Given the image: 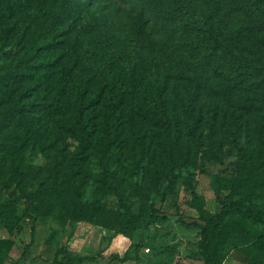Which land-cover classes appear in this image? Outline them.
<instances>
[{
	"label": "rangeland",
	"instance_id": "374dc122",
	"mask_svg": "<svg viewBox=\"0 0 264 264\" xmlns=\"http://www.w3.org/2000/svg\"><path fill=\"white\" fill-rule=\"evenodd\" d=\"M39 1L42 10L26 31L33 53L0 58L7 69L18 58L37 63L28 76L0 85V238L12 240L0 264H203L201 237L225 197L264 206V7L255 14L252 0H81L90 18L72 44L71 32L45 40L48 12L60 0ZM178 8L209 16L239 72L226 60L212 69L195 52L176 27ZM29 19L20 13L16 25ZM106 30L117 31L118 45L126 46L121 63L107 75L77 63L58 109L25 106L49 97L58 67ZM43 41L49 44L34 51ZM177 68L201 76L192 113L183 108L187 81L171 74ZM163 77L165 129L152 122L141 97L150 98ZM82 86L79 123L90 144L71 161L77 140L59 124H76L74 94ZM11 105L15 113L2 123ZM75 193L81 202L132 213L128 237L72 216L65 206ZM258 233L264 240V223L228 214L211 238L215 264H264V253L249 246ZM125 249L135 257L118 261Z\"/></svg>",
	"mask_w": 264,
	"mask_h": 264
},
{
	"label": "trees",
	"instance_id": "16d2710c",
	"mask_svg": "<svg viewBox=\"0 0 264 264\" xmlns=\"http://www.w3.org/2000/svg\"><path fill=\"white\" fill-rule=\"evenodd\" d=\"M80 1L81 0H60L57 11L48 12L49 19L47 26L49 32L47 33L45 40L53 38V34H63L66 36L65 33L71 32V35L68 38H70L69 40L72 44L75 42L74 40L78 38L80 32L84 29L85 24L90 18L86 7L83 5L80 6ZM42 2L44 1L38 0L37 2H33L32 0H0V14L3 17L2 25L0 26V58H10L15 55L17 56L23 54L25 56L28 52L29 54L33 53L30 51L31 45L28 40V36L26 35V31L32 24L37 14L40 12ZM248 7L250 11L256 14L258 11H261L262 7H264V0H252ZM175 10L174 16L177 21V29L180 32H185V34L190 38L191 46L195 48V52L210 61L212 63V69L216 67L215 64H217L220 60H226V62L230 63L229 66H232L233 71H240V65L237 64L233 66L235 61V59H233V54L228 49L220 31L213 24L208 15L185 12L180 8ZM20 13H27L30 16L26 25L22 27L16 25ZM6 40L9 41L5 44ZM47 42L48 41H43L41 45H36L34 47V51H38L45 45H48L49 42ZM120 42V34L117 31L110 30L99 33L91 40L82 41L79 44L78 54L76 57L70 59L67 64H62L58 67L56 87L51 92L50 96L46 99L42 98L38 101L31 98L24 103L25 106H29L33 109H58L62 96L72 83V71L77 66V63H81L84 68H87V66H90L91 68L94 67V70L91 71L90 74H98L96 70H101L107 75V73L114 68L115 65L121 63L124 59L126 46L122 43L118 45ZM96 52L100 53L99 58L96 61L91 62V60L88 59V56ZM36 65L37 63L34 61H26V59L23 60L18 58L8 69L0 66V85L5 84L8 77L15 75L28 76L32 73V70L36 67ZM91 68H88L87 70H92ZM168 74L166 72L164 73V76L166 77ZM171 74L178 79L187 81L188 84L186 86L183 108L184 110H188L192 113L196 90L200 86L201 82L200 74L187 72L181 68L175 69V71ZM105 80L97 86V93L103 84L106 83ZM164 83L165 80L163 77L160 81L153 85L150 98L146 97L144 94L141 95L143 102L153 113L152 122L160 125L163 129H165V124L167 123ZM134 90L136 93L141 91L138 89ZM84 95L85 86L78 88L74 94L75 104L73 107V117L76 124H59V127H62L68 134H70V136L77 140L75 154H72L70 157L71 161L75 159L78 153H81L82 150L88 148L90 144L89 132L82 129V126L79 123L82 118V108L85 104ZM87 98H89L91 102H95L96 100V97L92 94H89ZM110 99L112 106L115 107L119 98L114 97L113 99ZM13 110L14 107L11 105L10 108L3 111L1 117L3 119L2 123L6 124L7 121L11 120L13 114L15 113ZM210 112H212L211 109L207 111L208 114H210ZM227 131L228 134L231 135L230 142H232L234 139L233 130L228 129ZM105 150L106 146L101 143L99 151L102 153ZM153 175H155V172ZM59 186L62 188L61 183H59ZM57 191L58 190H53L52 194L56 195ZM61 203L63 204L64 201ZM3 207V205H0V210ZM68 207H70V214L75 216L76 219L92 221L95 224L112 229L127 237L130 230H132L135 220V216L130 212L113 211L105 208L99 203L94 204L81 202L79 201L76 193L75 197L69 202V205L65 206L66 211L68 210ZM47 209L52 211L55 208L54 205H50ZM233 212L242 213L247 215L253 221L264 223V206L244 201V199L240 197L231 198L229 195L225 197L224 201L219 206L216 217L210 221L201 237L203 264H215V257L211 244L212 235L224 224L225 217ZM249 244V246L254 247L255 251L257 250L258 253H264V240L262 233H258L255 239ZM11 245V239L0 238V257ZM134 257L135 255L132 252L125 249L122 255L118 258V261Z\"/></svg>",
	"mask_w": 264,
	"mask_h": 264
},
{
	"label": "crops",
	"instance_id": "0c3cea01",
	"mask_svg": "<svg viewBox=\"0 0 264 264\" xmlns=\"http://www.w3.org/2000/svg\"><path fill=\"white\" fill-rule=\"evenodd\" d=\"M114 264H115V262H114Z\"/></svg>",
	"mask_w": 264,
	"mask_h": 264
}]
</instances>
